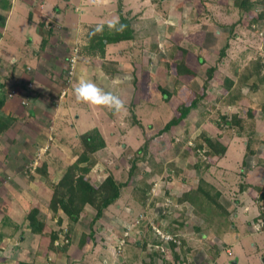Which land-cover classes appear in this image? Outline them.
Returning a JSON list of instances; mask_svg holds the SVG:
<instances>
[{
    "label": "rangeland",
    "instance_id": "obj_1",
    "mask_svg": "<svg viewBox=\"0 0 264 264\" xmlns=\"http://www.w3.org/2000/svg\"><path fill=\"white\" fill-rule=\"evenodd\" d=\"M0 15V264H264V0ZM82 84L119 107L77 101Z\"/></svg>",
    "mask_w": 264,
    "mask_h": 264
},
{
    "label": "trees",
    "instance_id": "obj_2",
    "mask_svg": "<svg viewBox=\"0 0 264 264\" xmlns=\"http://www.w3.org/2000/svg\"><path fill=\"white\" fill-rule=\"evenodd\" d=\"M3 24H4V17L2 15H0V26H3ZM102 34H103V36H102V40H101V45L105 46L108 43L113 41L109 37L110 36L109 32L105 31ZM124 35H125L124 33H119V35L116 34V36H115L116 37V41L123 40L125 38ZM1 105H2V101H0V106ZM188 111H189V108L186 107V109L184 110V113L182 114V116H180L179 118H176L174 120L169 121L164 126V131L169 129L173 125H176L177 123H179V120L181 118H184L187 115ZM82 138L84 139L85 144H87V145L91 144V146L89 147V152H91V153H89V154H92V153L96 152V150H98L99 148H102L104 146V141L102 140V138L99 136L98 133H96L93 138H90V136L87 135V134L83 135ZM94 140L97 141L98 145H97V143L95 144V142L93 143ZM222 155H223L222 152H218L216 156H217V158H220V157H222ZM71 175L72 174L69 173V175L66 176V179L68 181V186L69 187L73 185L72 182H71V177H72ZM78 185L79 186H81V185L87 186V184L85 182H80V183H78ZM108 185L110 186V192H108V193H110V195H108L106 192L102 194V196H101V202H102L101 207L102 208H106L108 205H110L114 200H116L118 198V195H119L120 185L115 184L111 179H109L107 181V186Z\"/></svg>",
    "mask_w": 264,
    "mask_h": 264
},
{
    "label": "clouds",
    "instance_id": "obj_3",
    "mask_svg": "<svg viewBox=\"0 0 264 264\" xmlns=\"http://www.w3.org/2000/svg\"><path fill=\"white\" fill-rule=\"evenodd\" d=\"M76 100L87 102V103H114L117 107H119V102L111 97L110 94L102 92L101 90L95 88L94 85H80L79 87H75L73 89Z\"/></svg>",
    "mask_w": 264,
    "mask_h": 264
},
{
    "label": "crops",
    "instance_id": "obj_4",
    "mask_svg": "<svg viewBox=\"0 0 264 264\" xmlns=\"http://www.w3.org/2000/svg\"><path fill=\"white\" fill-rule=\"evenodd\" d=\"M48 5H50V4H47L45 7H48ZM241 240H243V239H241ZM246 241V239L245 240H243L242 242H241V244L242 243H244ZM238 244V243H237ZM241 244H238L239 246L241 245ZM251 245V244H250ZM251 248H252V250H256V252H257V250H260L261 251V249H260V246L258 245V247H256L255 245H251ZM234 264V263H233Z\"/></svg>",
    "mask_w": 264,
    "mask_h": 264
},
{
    "label": "water",
    "instance_id": "obj_5",
    "mask_svg": "<svg viewBox=\"0 0 264 264\" xmlns=\"http://www.w3.org/2000/svg\"><path fill=\"white\" fill-rule=\"evenodd\" d=\"M233 263L235 264V261Z\"/></svg>",
    "mask_w": 264,
    "mask_h": 264
}]
</instances>
